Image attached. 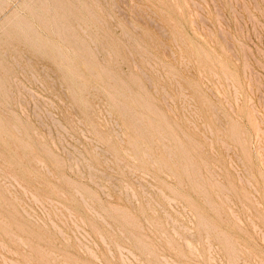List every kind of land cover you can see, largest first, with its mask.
<instances>
[{"label": "rangeland", "instance_id": "1", "mask_svg": "<svg viewBox=\"0 0 264 264\" xmlns=\"http://www.w3.org/2000/svg\"><path fill=\"white\" fill-rule=\"evenodd\" d=\"M59 1L67 37L0 0V264H264V0Z\"/></svg>", "mask_w": 264, "mask_h": 264}, {"label": "bare ground", "instance_id": "2", "mask_svg": "<svg viewBox=\"0 0 264 264\" xmlns=\"http://www.w3.org/2000/svg\"><path fill=\"white\" fill-rule=\"evenodd\" d=\"M52 1H54V2L56 3V5L59 4V6H57V8L62 9L63 12L61 11V12H59V13H56L54 16L51 15V14H49V8L47 7V5H46L45 3H43V2L41 3L39 0H24L23 5L21 4L24 8H23L22 6H20L21 8H19V9H20V10H21L22 8H23V10L25 9L24 12H25L26 10H29L28 13H29V12L34 13V16H35L37 19H39V20L42 22V24L45 25L47 28H50V29H51V27H53V29H52L53 33L57 34L59 37H61V36H66V37H67V36L70 35V32H69L68 28L65 27V23H61V21L63 20V19H62L63 17L67 16V15H66L67 13L69 14V12H67V13L65 14V11H67L69 8L66 9V8H67V6H66V8H65L66 10H65V9H63V7H61L60 1H59V3H58V0H52ZM77 1H78V0H76L75 3H76V5L78 6V2H77ZM89 1H90V0H89ZM192 1H194V0H192ZM67 2H68V1H67ZM71 2H72V1H71ZM72 3H74V2H72ZM75 3H74V5H75ZM87 3H88V2H87ZM196 3H197V2H196ZM90 4H91V3H90ZM197 4L200 6V9H201V5H200L199 3H197ZM18 5H19V4H18ZM76 5L74 6L75 8L77 7ZM97 5H98V4H97ZM80 6H81V4H80ZM18 7H19V6H18ZM64 7H65V6H64ZM13 8H14V7H13ZM11 9H12V8H11ZM78 9H79V8H78ZM78 9H77V10H78ZM12 10H13V9H12ZM23 10H22V11H23ZM79 10H80V9H79ZM79 10H78V11H79ZM82 10H83V9H82ZM14 11H15V9H14ZM80 11H81V10H80ZM83 11H84V10H83ZM87 11H89V10H87ZM9 12H10V11H9ZM20 12H21V11H20ZM74 12H75V11H74ZM21 13H22V12H21ZM21 13L19 14L18 11H16V13L13 12L11 15L6 16L7 18L5 17V18H6V19H4V20H5V23H4L3 21L1 22V20H0V23H2V24H1L2 27H3V25H4L5 27H6V25H10L11 27H12V26H15V27L17 28V33H18V34H20V35L22 34V35H24L25 37L29 38V37H31V35H34V30H33V28H32L33 25L30 24V23L28 22L27 17H26V16H23ZM28 13H27V14H28ZM70 13H71V12H70ZM76 13H77V11H76ZM80 13H82V12H80ZM89 13H90V12H89ZM89 13H86V14L89 15ZM92 13H94V12H92ZM92 13H91V14H92ZM8 14H9V13H8ZM24 14H25V13H24ZM198 14H199V13H198ZM6 15H7V14H6ZM77 15H79V14H77ZM81 15H82V14H80V17H81ZM28 16H29V14H28ZM69 16H70V15H69ZM82 16H83V15H82ZM3 17H4V16H3ZM29 17H30V16H29ZM31 17L34 18V17L32 16V14H31ZM73 17H74V15H73ZM83 17H84V16H83ZM83 17H82V19H83ZM94 17H95V14H94ZM94 17H93V18H94ZM192 17H193V16H192ZM32 18H30V19H31V20H34V22H35V18H34V19H32ZM68 18H69V17H68ZM77 18H78V16H77ZM84 18H85V17H84ZM90 18H91V17H90ZM96 18H97V15H96ZM66 19H67V17H66ZM39 20H38V21H39ZM78 20H79V19H76V21H78ZM92 20H93V19H92ZM96 20H98V18H97ZM51 21H52V22H51ZM68 21H69V20H68ZM68 21H67V22H68ZM100 21H101V20H100ZM36 22H37V21H36ZM78 22H79V21H78ZM84 22H85V21H84ZM86 22H87V20H86ZM86 22H85V23H86ZM194 22H195V21H194ZM37 23H38V22H37ZM51 23H54V25L51 26ZM81 23H82V22H81ZM81 23H80V25L83 24V23H82V24H81ZM101 23H103V22H101ZM76 24H77V23H76ZM36 25H37V24H36ZM39 26H40V25H39ZM82 26H83V25H82ZM36 27H37V26H36ZM79 27H81V26H79ZM84 27H86V25H84ZM87 27H88V26H87ZM87 27H86V29H87ZM38 28H39V27H38ZM40 29L42 30L41 27H40ZM82 29H83V28H82ZM89 29H90V28H89ZM47 30H48V29H47ZM92 30H94V29H92ZM164 30H165V29H164ZM199 30H200V28H199ZM0 31H1V28H0ZM3 31H4V28H3ZM42 31H43V30H42ZM45 31H46V30H45ZM83 31L85 32V30H83ZM4 32H5V31H4ZM15 32H16V30H15ZM43 32H44V31H43ZM86 32H87V31H86ZM86 32H85V33H86ZM90 33H91V32H89V36H90ZM14 34H15V33H14ZM37 34H38V33H37ZM46 34H47V31H46ZM55 34H54V35H55ZM87 34H88V33H87ZM176 34H177V33H176ZM8 35H10V34H8ZM47 35H48V37H49V32H48ZM51 35H53V34H51ZM43 36H44V35H43ZM55 36H56V35H55ZM55 36H54V37H55ZM11 37H12V36H11ZM36 37H37V36H36ZM40 37H42V36H40ZM45 37H46V36H45ZM45 37H43V39H44ZM52 37H53V36H52ZM52 37H51V38H52ZM175 37H176V36H175ZM181 37H182V36H181ZM16 38H17V37H16ZM32 38H34V36H33ZM46 38H47V37H46ZM46 38H45V39H46ZM68 38H69V37H68ZM178 38H179V37H178ZM178 38H177V39H178ZM49 39H50V38H49ZM177 39L175 38V40H177ZM180 39H181V38H180ZM184 39H185V38H184ZM16 40H18V39H16ZM38 40H40V39H38ZM51 40H52V39H51ZM91 40H92V39H91ZM4 41H5V39H4ZM13 41H15V40H13ZM47 41H48V39H47ZM47 41H46V43H45L46 45H47ZM55 41H57V39H55ZM61 41H63V40H61ZM182 41H183V40H182ZM185 41H186V40H185ZM15 42H16V41H15ZM15 42H13V43H15ZM44 42H45V41H44ZM48 42H49V41H48ZM51 42H52V41H51ZM51 42H50V43H51ZM58 42L60 43V40H59V39H58ZM58 42H57V43H58ZM63 42H64V41H63ZM92 42H93V41H92ZM1 43H2V42H1ZM16 43L18 44V41H17ZM20 43H21V41H20ZM20 43H19V44H20ZM35 43H36V42H35ZM59 43H58V45H60ZM71 43H72V42H71ZM95 43H96V41H95ZM21 44H22V43H21ZM45 44H44V45H45ZM66 44H67V43H66ZM72 44H73V43H72ZM76 44H77V43H76ZM177 44H178V43H177ZM2 45H3V43H2ZM2 45H1V47H2ZM9 45H10V44H9ZM53 45H54V44H53ZM53 45H51V46H52V47H54V46H55V47H59V46H56V45L53 46ZM63 45H64V44H63ZM78 45H79V43H78ZM80 45H81V44H80ZM80 45H79V46H80ZM82 45H83V47H85L84 44H82ZM3 46H4V45H3ZM66 46H67V45H66ZM69 46H70V45H69ZM73 46H74V45H73ZM178 46H179V45H178ZM13 47H17V46L15 45V46H13ZM18 47H19V46H18ZM52 47H50L51 50H52ZM76 47H77V46H76ZM76 47H75V48H76ZM80 47H81V46H80ZM83 47H82V48H83ZM5 48H6V47H5ZM5 48H4V49H5ZM11 48H12V47H11ZM26 48H28V47H26ZM64 48H65V47H64ZM67 48H68V46H67ZM67 48H65V49L61 48V49H62V50H66ZM78 48H79V47H78ZM6 49H8V47H7ZM55 49H56V48H55ZM70 49H71V48H70ZM70 49H69V50H70ZM76 49H77V48H76ZM2 50H3V49H2ZM41 50H42V49H41ZM57 50H58V48L56 49V51H57ZM59 50H60V48H59ZM69 50H67V51H68V54L70 53L69 56H74V54H76V52H79V51H76V52L73 51L74 54L71 55V52H69ZM72 50H73V49H72ZM72 50H71V51H72ZM84 50H85V49H84ZM129 50H130V49H129ZM0 51H1V50H0ZM8 51H9V50H8ZM18 51H19V50H18ZM52 51L55 52L54 49H53ZM80 51H81V49H80ZM9 52H10V51H9ZM11 52H12V51H11ZM59 52H60V51H59ZM59 52H57V53H59ZM65 52H66V51H65ZM0 53H1V52H0ZM6 53H7V52H6ZM60 53H61V52H60ZM60 53H59V54H60ZM63 53H64V51H63ZM63 53H62V54H63ZM80 53H81V52H80ZM130 53H131V52H130ZM7 54H8V53H7ZM203 54H204V53H203ZM63 55H64V54H63ZM66 55H67V54H66ZM77 55H78V57H79L80 54L78 53V54H76L75 56H77ZM82 55H83V56H82ZM82 55H81V56L84 57V54H82ZM85 55H87V54H85ZM109 55H110V53H109ZM201 55H202V54H201ZM205 55H206V54H205ZM0 56H1V55H0ZM4 56H5V55H4ZM7 56H8V55H7ZM12 56H13V55H12ZM67 56H68V55H67ZM75 56H74V57H75ZM132 56H133V55H132ZM173 56H174V54H173ZM1 57H3V56H1ZM13 57H14V56H13ZM27 57H28V56H27ZM61 57H63V56L61 55ZM78 57H76V58H78ZM87 57H89V56H87ZM4 58H5V57H4ZM14 58H15V57H14ZM64 58H65V57H64ZM68 58H69V57H68ZM80 58H81V57H80ZM90 58H91V56L89 57V59H90ZM111 58H112V57H111ZM209 58H210V57H209ZM16 59H17V58H16ZM54 59H56V58H54ZM73 59H74V58H73ZM78 59H79V58H78ZM78 59H77V60H78ZM85 59H86V58H85ZM92 59H93V58H92ZM184 59H185V61H186L187 58H184ZM2 60H3V59H2ZM60 60H61V59H60ZM67 60H68V59H67ZM75 60H76V59H75ZM83 60H84V59H83ZM16 61H17V60H16ZM62 61H63V60H62ZM62 61H61V62H62ZM71 61H72V59H71ZM71 61H70V63H71ZM78 61H79V60H78ZM134 61H135V60H134ZM203 61L206 62V60H203ZM55 62H56V61H55ZM186 62H187V61H186ZM0 63H1V62H0ZM84 63H85V61H84ZM134 63H135V62H134ZM18 64L20 65L19 62H18ZM59 64H60V63H59ZM62 64L64 65L63 62H62ZM65 64H66V63H65ZM78 64H79V63H78ZM80 64H81V66H83V65H82L83 63H80ZM89 64H92V62H91V63L89 62ZM148 64H149V62H148ZM155 64H156V63H155ZM203 64H204V63H203ZM4 65H5V64H4ZM66 66H67V64L65 65V67H66ZM73 66H74V65H73ZM88 66H89V65H88ZM92 66H93V65H92ZM137 66H138V65H137ZM151 66H152V65H151ZM6 68H7V65H6ZM65 69H68V68H65ZM139 69H140V67H139ZM206 69H207V67H206ZM75 70H76V69H75ZM200 70H202V69H200ZM1 71H2V69L0 70V72H1ZM67 71H69V70H67ZM91 71L93 72V69H92ZM143 71H144V70H143ZM158 71H159V70H158ZM205 71H206V70H205ZM213 71H215V70H213ZM5 72L7 73V71H5ZM69 72H71V71H69ZM87 72L89 73V71H87ZM95 72H98V71H95ZM144 72H145V71H144ZM215 72H216V71H215ZM1 73H2V72H1ZM3 73H4V71H3ZM3 73H2V75H3ZM80 73H81V72H80ZM8 74H9V73H8ZM69 74H70V73H69ZM77 74H78V72H76V75H77ZM82 74H83V73H82ZM99 74L102 75V73H100V71H99ZM63 75H64V74H63ZM71 75H72V73H71ZM88 75H89V77H90L91 74L89 73V74H87V76H88ZM93 75L96 76L95 74H93ZM106 75H107V73H106ZM106 75H103V76H106ZM161 75H162V74H161ZM206 75H207V74H206ZM5 76H6V75H5ZM5 76H4V78H7L8 75H7L6 77H5ZM77 76H78V75H77ZM91 76H92V75H91ZM94 76H93V77H94ZM109 76L111 77V75H109ZM109 76H108L107 78H109ZM2 77H3V76H2ZM9 77H10V76H9ZM98 77H99V76H98ZM98 77H97V78L94 77V78H92V79L95 80V78H96L97 81L101 82L100 80H98ZM148 77H149V76H148ZM201 77H202V76H201ZM215 77H216V76H215ZM72 78H73V76H72ZM79 78H80V77H79ZM100 78H101V77H100ZM105 78H106V77H105ZM111 78H112V77H111ZM11 79H12V78H11ZM74 79H75V78H74ZM89 79H90V78H89ZM113 79H114V78H113ZM146 79H147V78H146ZM149 79H150V78H149ZM202 79H203V78H202ZM1 80H3V79H1ZM6 80H8V78H7ZM82 80H83V78H82ZM109 80H110V79H109ZM114 80H115V79H114ZM227 80H228V79H227ZM3 81H4V80H3ZM70 81H71V80H70ZM80 81H81V80H80ZM86 81H87V80H86ZM97 81H96V82H97ZM217 81L219 82V80H217ZM228 81H229V80H228ZM0 82H1V81H0ZM78 82H79V80H78ZM87 82H88V81H87ZM92 82H93V80H92ZM5 83H6V82H5ZM73 83L76 84L75 80L73 81ZM93 83H95V82H93ZM219 83H220V82H219ZM2 84H3V83H1L0 85H2ZM6 84H7V83H6ZM6 84H5V85H6ZM82 84H83V82H82ZM90 84H91V83H90ZM99 84H101V83H99ZM5 85H3V86H5ZM78 85H79V84H78ZM84 85H85V84H84ZM86 85H87V84H86ZM92 85H93V84H92ZM94 85H96V84H94ZM97 85H98V84H97ZM102 85H103V83H102ZM233 85H234V84H233ZM3 86H2V87H3ZM79 86H80V85H79ZM76 87H77V89H79L77 85H76ZM85 87H88V85H87V86H83V88H85ZM90 87H92V86H90ZM99 87H100V85H99ZM233 87H234V89H236V88H235L236 86H233ZM0 88H1V86H0ZM4 88H5V87H4ZM6 88H7V87H6ZM6 88H5V92H6L7 89H8V88H7V89H6ZM100 88H102V87H100ZM105 88H107V87H105ZM156 88H157V87H156ZM80 89H81V88H80ZM80 89H79V92L81 91ZM89 89H90V88H89ZM102 89H104V88H102ZM157 89H158V88H157ZM85 90H86V89H84V92H85ZM104 90H105V89H104ZM112 90H113V89H112ZM236 90H237V89H236ZM88 91H90V90H88ZM113 91H114V90H113ZM156 91H157V90H156ZM156 91H155V92H156ZM86 92H87V91H86ZM0 93H2V92L0 91ZM7 93H8V92H7ZM80 93H81V92H80ZM116 93H117V92H116ZM119 93H120V92H119ZM3 94H4V93H3ZM107 94H108V93H107ZM122 94H123V93H122ZM79 95H80V94H79ZM82 95H83V93H82ZM183 95H184V94H183ZM107 96H108V95H107ZM123 96H125V95L123 94ZM184 96H185V95H184ZM185 97H186V96H185ZM108 98H109V97H108ZM119 98H120V97H119ZM127 98H128V97H127ZM186 98H187V97H186ZM130 99H131V98H130ZM135 99H136V98H135ZM108 100H109V99H108ZM122 100H123V99H122ZM110 101H111V100H110ZM118 102H119V101H118ZM127 102H128V101H127ZM189 102H190V101H189ZM134 103H135V102H133L132 105H134ZM107 104H108V103H106V105H107ZM109 104H110V103H109ZM113 104H114V103H113ZM129 104L131 105V102H130ZM137 104H138V103H137ZM139 105H140V104H139ZM132 107H133V106H132ZM140 107H141V106H140ZM113 108H114V107H113ZM169 108H170V107H169ZM215 109H216V108H215ZM109 110H114V109H109ZM115 110H118V108L115 109ZM118 111H119V110H118ZM110 113H111V112H110ZM110 113H109V114H110ZM114 113H115V112H114ZM114 113H113V114H114ZM149 113H150V112H149ZM117 114H118V113H117ZM111 115H112V113H111ZM119 115H120V114H119ZM124 115H125V113H124ZM149 115H150V114H149ZM114 116H115V115H114ZM121 116H122V113H121ZM145 116H146V115H145ZM184 116H185V115H184ZM105 117H106V116H105ZM147 117H148V116H147ZM113 118H114V117H113ZM124 118H125V117H124ZM137 118H138V117H137ZM160 118H161V117H160ZM160 118H159V119H160ZM114 119H115V118H114ZM138 119H139V118H138ZM153 119H155V118H153ZM157 120H158V119H157ZM57 121H58V120H57ZM57 121L55 120V122H57ZM80 121H81V120H80ZM84 121H85V120H84ZM115 121H116V120H115ZM138 121H139V120H138ZM146 121H148V119H147ZM158 121H159V120H158ZM161 121H162V120H161ZM85 122H86V121H85ZM107 122H108V121H107ZM83 123H84V122H83ZM116 123H117V122H116ZM129 123H130V122H129ZM140 123H141V122H140ZM140 123H139V124H140ZM163 123H164V122H163ZM60 124H61V123H60ZM160 124H161V123H160ZM86 125H87V124H86ZM126 125H127V124H126ZM149 125H150V124H149ZM0 126H1V125H0ZM59 126H60V125H59ZM117 126H118V125H117ZM144 126H145V125H144ZM155 126H156V125H155ZM195 126H196V125H195ZM3 127H5L4 124H3ZM60 127L62 128V126H60ZM145 127H146V126H145ZM164 127H165V126H164ZM166 127H168V126H166ZM166 127H165V128H166ZM17 128H18V127H16V129H17ZM165 128H164V129H165ZM210 128H211V127L209 126V129H210ZM258 128H259V126H258ZM120 129H121V128H120ZM129 129H130V128H129ZM139 129H140V128H139ZM151 129H152V127H151ZM166 129H167V128H166ZM17 130H20V129L18 128ZM127 130H128V129H127ZM140 130H141V129H140ZM144 130H146V129H144ZM153 130H154V129H153ZM259 130H260V128H259ZM259 130H258V131H259ZM1 131H2V130H1ZM3 131H4V130H3ZM36 131H37V130H36ZM66 131H67V130H66ZM93 131H94V130H93ZM128 131H129V130H128ZM147 131L150 132V130H147ZM155 131H157V129H155ZM161 131H162V129H161L159 132L161 133ZM261 131H262V130H261ZM82 132H83V131H82ZM126 132H127V131H126ZM131 132H132V130H131ZM131 132H129V133H131ZM263 132H264V131H263ZM127 133H128V132H127ZM137 133H138V132H137ZM152 133H153V132H152ZM154 133H155V132H154ZM157 133H158V131H157ZM243 133H244V132H243ZM20 134H21V133H20ZM69 134H70V133H69ZM93 134H94V133H93ZM133 134H134V133H133ZM139 134H140V133H139ZM139 134H138V135H139ZM149 134H150V133H149ZM163 134H165V132H164ZM166 134H167V133H166ZM170 134H172V133H170ZM71 135H72V134H71ZM94 135H95V134H94ZM125 135H126V134H125ZM130 135H131V134H130ZM158 135L160 136L159 133H158ZM158 135H157V136H158ZM211 135H213V133H212ZM83 136H84V134H83ZM119 136H120V135H119ZM126 136H127V135H126ZM128 136H129V135H128ZM134 136H136V135H134ZM153 136H156V135L154 134ZM165 136H166V135H165ZM8 137H9V136H8ZM10 137H12V135H11ZM10 137H9V138H10ZM74 137H75V136H74ZM120 137H121V136H120ZM17 138H18V137H17ZM43 138H44V137H43ZM65 138H66V137H65ZM126 138H127V137H126ZM135 138H136V137H135ZM135 138H134V139H135ZM156 138H157V137H156ZM160 138L162 139V137H160ZM164 138H165V137H164ZM169 138H170V135H169ZM165 139H166V138H165ZM167 139H168V138H167ZM167 139H166V141H167ZM171 139H172V137H171ZM12 140H14V138H12ZM65 140H66V139H65ZM77 140H78V139H77ZM127 140H129V139H127ZM9 141H10V140H9ZM79 141H80V140H78V142H79ZM131 141H132V140H131ZM133 141H134V140H133ZM154 141H155V140H154ZM168 141H169V143H170V140H168ZM174 141H176V140H174ZM259 141H260V140H259ZM15 142H16V141H15ZM62 142H63V141H62ZM62 142H61V143H62ZM98 142L100 143V141H97V143H98ZM138 142H139V141H138ZM142 142L145 143V141H142ZM142 142H141V143H142ZM162 142H163V139L161 140V145H160L161 147H162ZM68 143H69V142H68ZM68 143H67V144H68ZM139 143H140V142H139ZM163 143H164V142H163ZM169 143H168V144H169ZM178 143H179V141H178ZM178 143H177V144H178ZM18 144H19V143H18ZM136 144H137V143H136ZM136 144L134 143V146H135ZM157 144H158V143H157ZM159 144H160V143H159ZM159 144H158V145H159ZM164 144H165V143H164ZM224 144H227V143L224 142ZM96 145H98V144H96ZM143 145H145V144L142 143V146H143ZM165 145H166V144H165ZM180 145H181V144H180ZM10 146L13 147V145H10ZM18 146L20 147V145H18ZM128 146H129V145H128ZM156 146H157V145H156ZM163 146H164V145H163ZM228 146H229V145H228ZM74 147H75V146H74ZM74 147H73V148H74ZM98 147H99V146H98ZM136 147H139V146H136ZM136 147H135V148H136ZM165 147H166V146H164V148H165ZM229 147H230V146H229ZM124 148H127V147H124ZM166 148H167V147H166ZM178 148H179V147H178ZM65 149H66V148H65ZM75 149H76V148H75ZM138 149H140V151L143 150L141 147H140V148H137V150H138ZM146 149H147V148H146ZM168 149H174V148H170V146L168 145L167 150H168ZM230 149H231V147H230ZM125 150L128 151L129 149H128V150L125 149ZM164 150H165V149H164ZM143 151H145V150H143ZM31 152H33V151H31ZM136 152H139V151H136ZM145 152H146V151H145ZM165 152H166V150H165ZM172 152H173V151H172ZM183 152H185V148H184V151H183ZM228 152H229V151H228ZM33 153H34V152H33ZM33 153H32V154H33ZM67 153H68V152H67ZM69 153H70V151H69ZM158 153H159V152H158ZM158 153H157V156H158ZM217 153H218V152H217ZM27 154H28V153H26L25 155H27ZM128 154H129V153H128ZM147 154H148V153H147ZM169 154L171 155V153H169ZM169 154H168V155H169ZM182 154H185V153H182ZM151 155H152V154H151ZM151 155H150V153H149V156H150V157H152ZM162 155H163V154H162ZM170 155H169V156H170ZM186 155H187V153H186ZM33 156H35V154H34ZM72 156H73V155H72ZM127 156H128V155H127ZM130 156H132V155L130 154ZM145 156H146V155H145ZM145 156H143V157H145ZM147 156H148V155H147ZM166 156H167V155H166ZM25 157H26V156H25ZM25 157H24V158H25ZM150 157H149V158H150ZM154 158H155V157H154ZM167 158H168V157H167ZM171 158H172V157H170L169 159H171ZM185 158H187V157H185ZM77 159H78V158H77ZM84 159H85V157H84ZM133 159H134V157H133ZM172 159H173V158H172ZM29 160H30V159H29ZM37 160H38V159H37ZM40 160H41V159H40ZM85 160H86V159H85ZM142 160H143V159H142ZM153 160H155V159H153ZM186 160H188V159H186ZM32 161H33V160H32ZM80 161H81V160H80ZM83 161H84V160H83ZM87 161H88V160H87ZM134 161H136V160H134ZM149 161H150V160H149ZM158 161H159V160H158ZM36 162H37V161H36ZM38 162H40V161H38ZM42 162H43V161L41 160V163H42ZM76 162H77V165H78V161H76ZM154 162H155V161H154ZM10 163H11V162H10ZM33 163H35V162H33ZM41 163H40V164L38 163V164L41 165ZM43 163H44V162H43ZM68 163H69V161H68ZM147 163H148V162H147ZM150 163H151V162H150ZM155 163H156V162H155ZM22 164H23V163H22ZM82 164H83V163H82ZM36 165H37V164H36ZM43 165H44V164H43ZM43 165H42V166H43ZM71 165H72V163H71ZM126 165H127V164H126ZM143 165H144V164H143ZM152 165H153V163H152ZM159 165H160V164H159ZM68 166H69V165H68ZM89 166H90V164H89ZM127 166H128V165H127ZM127 166H126V167H127ZM161 166H162V165H161ZM8 167H9V166H8ZM78 167H79V166H78ZM78 167H77V168H78ZM129 167H130V166H129ZM70 168H72V167H70ZM90 168H91V167H90ZM90 168H89V170H90ZM127 168H128V167H127ZM131 168H132V167H130V169H131ZM47 169H48V168H47ZM78 169H79V168H78ZM92 169H93V168H92ZM131 170H132V172H133V168H132ZM134 170H135V168H134ZM136 170H137V169H136ZM136 170H135V171H136ZM12 171H13V170H12ZM48 171H49V169H48ZM135 171H134V172H135ZM168 171H169V170H168ZM169 172H170V171H169ZM143 173H144V172L141 171V174H143ZM195 173H196V171H195ZM51 174H52V172H51ZM90 174H92V173H90ZM93 174H94V173H93ZM94 175H95V174H94ZM94 175H93V177H94ZM143 175H144V174H143ZM173 175H174V174H173ZM144 176H146V175H144ZM13 177H14V176H13ZM14 178H15V177H14ZM58 180H59V179H58ZM15 181H16V180H15ZM17 182H18V181H17ZM66 182H67V181H66ZM18 183H19V182H18ZM39 183H40V182H39ZM66 184L68 185V183H66ZM219 184H220V183H219ZM11 185H12V184H11ZM18 185H19V184H18ZM149 185H150V184H149ZM73 186H74V185H73ZM73 186H72V188L74 189ZM114 186H115V185H114ZM142 186H143V185H142ZM20 187H21V185H20ZM70 187H71V186H70ZM224 188H225V187H224ZM23 189H24V188H23ZM118 189H119V188H118ZM25 190H26V189H25ZM125 190H126V188H125ZM159 190H160V189H159ZM74 191H75V190H74ZM76 191H77V189H76ZM154 191H155V190H154ZM160 191H161V190H160ZM162 191H163V190H162ZM26 192H27V191H26ZM121 192H122V191H121ZM126 192H127V191H126ZM77 193H78V192H77ZM146 193H147V192H146ZM162 193H164V191H163ZM26 194H27V193H26ZM63 194H64V193H63ZM78 194H80V195H82V196L84 195V194H81L80 191H79ZM88 194H89V193H88ZM107 194H108V193H107ZM128 195H129V194H128ZM133 195H135V193H134ZM163 195H166V194H163ZM82 196H81V198L83 199L84 196H83V197H82ZM108 196H109V195H108ZM129 196H130V195H129ZM166 196H167V195H166ZM218 196H219V195H218ZM134 197H136V195H135ZM168 197H169V196H168ZM219 197H220V196H219ZM35 198H37V197H35ZM86 198H87V196H86ZM89 198H90V197H89ZM89 198H87V199H89ZM128 198H129V197H128ZM11 199H12V198H11ZM33 199H34V198H33ZM84 199H85V198H84ZM84 199H83V201H84ZM91 199H92V198H91ZM152 199H153V198H152ZM171 199H172V198H171ZM224 199H225V198H224ZM226 199L228 200V197H227ZM14 200H15V199H14ZM29 200H30V199H29ZM35 200H37V199H35ZM39 200H40V199H39ZM39 200H38V202H39ZM168 200H170V197L168 198ZM173 200L175 201V199H172V201H173ZM221 200H222V199H221ZM19 201H20V200H19ZM19 201H18V202H19ZM52 201H53V200H52ZM85 201H86V200H85ZM85 201H84V202H85ZM88 201L90 202L91 200H88ZM137 201H138V200H137ZM36 202H37V201H36ZM155 202H156V201H155ZM170 202H171V201H170ZM91 203H93V202H91ZM156 203H157V202H156ZM209 203H210V202H209ZM40 204H41V203H40ZM170 204H171V203H170ZM210 204H211V203H210ZM1 205H2V204H1ZM41 205H42V204H41ZM61 205H62V204H61ZM85 205H87V203H85ZM88 205H90V204H88ZM88 205H87V207H88ZM153 205H154V204H153ZM43 206H44V205H43ZM95 206H96V205H95ZM159 206H160V205H159ZM44 207H45V206H44ZM57 207H58V206H57ZM30 208H31V207H30ZM64 208H65V207H64ZM153 208H154V207H153ZM19 209H20V208H19ZM66 209H67V208H66ZM90 209H92V208L90 207ZM97 209H98V208H97ZM25 210H26V209H25ZM25 210H24V211H25ZM33 210H34V209H33ZM57 210H58V209H57ZM60 210H63V208L60 209ZM68 211H69V210H68ZM92 211H94V209H93ZM26 212H27V211H26ZM43 212H44V211H43ZM46 212H47V211H46ZM58 212H60V211H58ZM58 212H57V213H58ZM61 212H62V211H61ZM95 212H99V211H94V213H95ZM190 212H191V211H190ZM27 213H28V212H27ZM62 213H63V212H62ZM119 213H120V212H119ZM178 213H179V212H178ZM28 214H30V213H28ZM47 214H48V213H47ZM72 214H73V213H72ZM95 214H96V213H95ZM95 214H94V215H95ZM98 214H99L98 218H101V217H100V215H101L102 218H103V220L105 219V218L103 217L102 213H101V214L98 213ZM98 214H97V215H98ZM36 215H37V214H36ZM57 215H58V214H57ZM28 216L31 217V215H28ZM32 217H33V215H32ZM49 217H50V215H49ZM128 217H129V216H128ZM169 217H170V216H169ZM1 218H2V217H1ZM33 218H34V217H33ZM76 218H77V217H76ZM102 218H101V219H102ZM49 219H50V218H49ZM171 219H172V218H171ZM32 220H33V219H32ZM105 220H106V222H108L107 219H105ZM105 220H104V222H105ZM109 220H110V219H109ZM0 221H1V220H0ZM41 221H42V220H41ZM51 221H52V220H51ZM60 221H61V220H60ZM76 221H77V219L75 220V222H76ZM111 221H112V220H111ZM126 221H127V220H126ZM176 221H177V219H176ZM53 222H54V221H52V223H53ZM112 222H114V221H112ZM124 222H125V221H124ZM147 222H148V221H147ZM202 222H203V221H202ZM78 223H79V222H78ZM117 223H118V222H117ZM176 223H177V222H176ZM178 223H179V222H178ZM192 223H193V222H192ZM19 224H20V223H19ZM53 224H54V223H53ZM63 224H65V223H63ZM75 224H77V222H76ZM83 224H84V223H83ZM85 224H86V223H85ZM109 224H110V223H109ZM114 224H115V222H114ZM114 224H113V225H114ZM47 225H48V224H47ZM56 225H57V224H56ZM78 225H79V224H78ZM118 225H119V224H118ZM193 225H194V224H193ZM202 225H203V224H202ZM204 225H206V224H204ZM204 225H203V226H204ZM79 226H80V225H79ZM133 226H134V225H133ZM207 226H208V225H206L205 227H207ZM4 227H5V226H4ZM57 227H58V225H57ZM110 227H111V226H110ZM8 228H9V227H8ZM54 228H55V227H54ZM137 228H138V227H137ZM184 228L186 229V227H184ZM207 228H208V230H210V229H209V228H210L209 226H208ZM24 229H25V228H24ZM51 229H52V228H51ZM79 229H80V228H79ZM173 229H175V228H173ZM202 229H203V227H202ZM60 230H61V229H60ZM60 230H59V232H60ZM83 230H84V229H83ZM119 230H120V229H119ZM122 230H123V229H122ZM160 230H161V229H160ZM204 230H206V228H205ZM61 231H63V230H61ZM100 231H101V230H100ZM114 231H115V230H114ZM123 231H124V230H123ZM156 231H157V230H156ZM173 231H175V230H173ZM186 231H188V230H186ZM189 231H190V230H189ZM6 232H8V231H6ZM35 232H36V231H35ZM35 232H34V233H35ZM63 232H64V231H63ZM63 232H61V234H64V233H65V232H64V233H63ZM74 232H75V231H74ZM115 232H116V231H115ZM184 232H185V231H184ZM207 232H208V231H207ZM10 233L12 234V232H10ZM19 233H20V232H19ZM99 233H100V232H99ZM124 233H125V232H124ZM161 233H162V232H161ZM175 233L179 234V233L177 232V230H176ZM32 234H33V231H32ZM36 234H37V232H36ZM65 234H66V233H65ZM86 234H87V233H86ZM12 235H13V234H12ZM66 235H67V234H66ZM68 235H69V234H68ZM82 235H83V234H82ZM87 235H88V234H87ZM101 235H102V234H101ZM162 235H165V233L162 234ZM192 235H193V234H191V236H192ZM208 235H209V234H208ZM63 236H64V235H63ZM88 236H89V235H88ZM123 236H125V234H124ZM223 236H224V235H223ZM16 237H17V236H15V237H13V238H16ZM34 237L37 238V235H35ZM64 237H66V236H64ZM83 237L86 238L85 236H83ZM89 237H90V236H89ZM125 237H126V236H125ZM141 237H142V236H141ZM9 238H10V236H9ZM17 238H19L20 241H21L22 243L25 242V241L23 242V240H22L21 237H17ZM17 238H16V241L19 240V239H17ZM39 238H40V237H39ZM76 238H77V237H76ZM90 238H91V237H90ZM103 238H104V237H101V239H103ZM145 238H146V237H145ZM165 238H166V237H165ZM24 239H26V238H24ZM33 239H34V238H33ZM37 239H38V238H37ZM40 239H41V238H40ZM70 239H71V238H70ZM77 239H79V238H77ZM104 239H105V238H104ZM104 239H103V240H104ZM113 239H114V238H113ZM127 239H128V238H127ZM127 239H126V240H127ZM196 239H197V238H196ZM209 239H210V237H209ZM26 240H27V239H26ZM38 240H39V239H38ZM41 240H42V239H41ZM65 240H66V239H65ZM85 240H86V239H85ZM105 240H106V239H105ZM105 240H104V241H105ZM117 240H119V239H116V243H117ZM129 240H130V239H129ZM169 240H170V239H169ZM187 240H189V239H186V241H187ZM0 241H1V237H0ZM14 241H15V240H14ZM27 241H30V240H27ZM35 241H36V239H35ZM78 241H79V240H78ZM130 241H131V240H130ZM130 241H128V242H130ZM133 241H134V240H133ZM186 241H185V243L189 242L190 240L187 241V242H186ZM226 241H227V240H226ZM2 242H3V241H2ZM17 242H18V241H17ZM62 242H63V241H62ZM106 242H107V241H106ZM119 242H120V241H119ZM141 242H142V241H141ZM208 242H209V244H211L210 241H208ZM189 243H191V242H189ZM198 243H199V242H198ZM3 244H4V242H3ZM5 244H6V243H5ZM18 244L20 245L21 243H18ZM25 244H26V243H25ZM25 244H24V245H25ZM48 244H49V243H48ZM82 244H83V243H82ZM104 244H105V243H104ZM117 244H118V243H117ZM169 244L171 245V243H169ZM169 244H168V245H169ZM187 244H188V243H187ZM230 244H231V243H230ZM233 244H234V243H233ZM239 244H240V243H239ZM0 245H1V244H0ZM6 245H7V244H6ZM27 245H28V243L26 244V246H27ZM115 245H116V244H115ZM118 245H120V244H118ZM7 246H8V245H7ZM22 246H23V245H22ZM28 246L31 247V245H28ZM36 246H37V245H36ZM84 246H85V245H84ZM186 246H187L189 249L192 248V245H190V244H189V246H191V247H189L188 245H186ZM194 246H195V245H194ZM227 246H228V245H227ZM232 246H233V245H232ZM0 247H1V246H0ZM2 247H3V246H2ZM4 247H5V245H4ZM23 247H25V246H23ZM39 247H40V246H39ZM116 247H117V246H116ZM126 247H127V246H126ZM138 247H139V245H138ZM140 247H141V246H140ZM149 247H150V245H149ZM209 247H210V246H209ZM211 247H212V246H211ZM217 247H218V246H217ZM233 247H234V246H233ZM8 248H9V246H8ZM40 248H41V247H40ZM119 248H121V246H119ZM234 248H235V247H234ZM244 248H245V247H244ZM2 249H4V248H2ZM6 249H7V248H5L4 250H6ZM31 249H32V247H31ZM37 249H38V248H37ZM42 249H43V248H42ZM141 249H142V247H141ZM211 249H212V248H211ZM246 249H247V248H246ZM12 250H13V249H12ZM119 250H120V249H119ZM124 250H125V249H124ZM124 250H123V251H124ZM209 250H210V249H209ZM235 250H236V248H235ZM31 251H32V250H31ZM38 251H40V250L38 249ZM49 251H50V250H49ZM49 251H48V252H49ZM91 251H92V250H91ZM143 251H144V249H143ZM4 252H5V251H4ZM13 252L16 253V255H17V252H15V250H14ZM32 252H33V251H32ZM44 252H46V251L43 250V253H44ZM51 252H52V251H51ZM51 252H50V253H51ZM128 252H130L131 254L133 253V252H131V251H128ZM210 252H211V251H209V253H210ZM53 253H54V252H53ZM53 253H52V254H53ZM112 253H113V252H112ZM120 253H121V251H120ZM29 254H30V253H29ZM110 254H111V253H110ZM128 254H129V253H128ZM210 254H211V253H210ZM31 255H32V254H31ZM47 255L49 256L48 253H47ZM50 255H51V254H50ZM55 255L57 256V254H55ZM55 255H54V256H55ZM29 256H30V255H29ZM122 256H123V254L121 255V257H122ZM126 256H127V255H126ZM134 256H136V255L133 254V257H134ZM148 256H149V255H148ZM210 256H211V255H210ZM210 256H209V257H210ZM239 256H240V255H239ZM24 257H26V256H24ZM59 257H60V256H59ZM123 257H124V256H123ZM151 257H152V256H151ZM237 257H238V256H237ZM27 258H28V256H27ZM31 258H32V257H31ZM49 258H51V257L49 256ZM52 258H53V257H52ZM56 258H57V257H55V259H56ZM161 258H162V256H161ZM165 258H166V257H165ZM168 258H169V257H168ZM239 258H240V257H239ZM123 259H124V258H123ZM126 259H129V256H128V258L126 257ZM134 259H135V257H134ZM136 259H137V257H136ZM139 259H140V258H139ZM163 259H164V257H163ZM241 259H242V257H241ZM243 259H244V258H243ZM8 260H9V259H8ZM18 260H19V259H18ZM171 260H172V258H171ZM6 261H7V260H6ZM6 261H5V262H6ZM10 261H11V260H10ZM12 261H13V260H12ZM47 261H48V260H47ZM53 261H54V259L52 260V262H53ZM123 261H125V260H123ZM130 261H131V260H129V262H130ZM140 261H141V259H140L138 262H140ZM164 261H165V259H164ZM167 261H168V260H167ZM167 261H166V263H167ZM240 261H241V260H240ZM245 261H246V260H245ZM261 262H262V261H261ZM11 263H12V262H11ZM16 263H18V262L16 261V262L13 263V264H16ZM126 263H127V262H126ZM143 263H144V262H143ZM143 263H142V264H143ZM146 263H147V262H146ZM174 263H176V262H174ZM263 263H264V261H263ZM18 264H19V263H18ZM50 264H52V263L50 262ZM56 264H57V263H56ZM132 264H133V262H132ZM144 264H145V263H144ZM216 264H218V263L216 262ZM245 264H249V263L246 262Z\"/></svg>", "mask_w": 264, "mask_h": 264}]
</instances>
